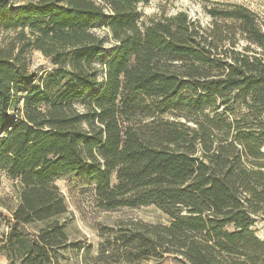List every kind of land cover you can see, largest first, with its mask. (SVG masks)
<instances>
[{
  "label": "trees",
  "instance_id": "obj_1",
  "mask_svg": "<svg viewBox=\"0 0 264 264\" xmlns=\"http://www.w3.org/2000/svg\"><path fill=\"white\" fill-rule=\"evenodd\" d=\"M149 1L0 0V28L15 34L0 41V172L21 187L0 248L9 264L89 249L61 220L55 182L66 176L95 186L104 211L154 205L170 219L100 228L89 264H264L253 228L264 214V27L240 5L209 9V26L187 12L145 20ZM31 50L54 68L31 73ZM36 223V236L21 228Z\"/></svg>",
  "mask_w": 264,
  "mask_h": 264
},
{
  "label": "rangeland",
  "instance_id": "obj_2",
  "mask_svg": "<svg viewBox=\"0 0 264 264\" xmlns=\"http://www.w3.org/2000/svg\"><path fill=\"white\" fill-rule=\"evenodd\" d=\"M14 4L22 3L24 0H10ZM229 5H240L253 11L259 20V25L264 27V0H150L148 4H140V10L144 14V19H155L160 17H170L180 12H187L190 17L199 22L202 26H209L212 17L207 12L209 9L224 8ZM93 32L106 39L105 46L108 50L114 47V38L110 30L104 26L93 28ZM15 38L12 32H6L0 28V41L10 42ZM245 45V42L242 41ZM30 63V72L39 76L54 68L50 59L43 53L36 50L27 52L26 55ZM97 67H100L99 63ZM80 111H84L85 105L79 103L75 106ZM166 117L173 120L174 116L167 114ZM194 126V123H190ZM60 192L65 198L68 206V214L61 220L66 222V233L70 242L86 243L88 250L74 252L68 250L62 254L61 264H89L91 259L98 253V244L101 242L100 228H113L121 223L130 221L148 224H168L170 219L156 206H144L139 208L118 209L113 211L102 210L96 201V187L88 185L83 181H78L72 176H66L55 182ZM21 187L18 182L12 180L6 172H0V248L3 241L10 232L14 224L12 211L18 206V196ZM46 224L36 223L32 226H22L25 233L36 236L37 231ZM256 235L264 240V214L257 217L253 227ZM0 264H9L7 255L0 250ZM149 264H183L175 256H166L161 262H150Z\"/></svg>",
  "mask_w": 264,
  "mask_h": 264
}]
</instances>
